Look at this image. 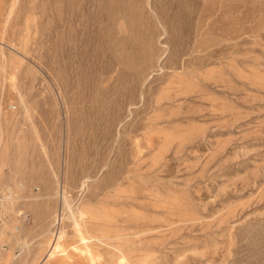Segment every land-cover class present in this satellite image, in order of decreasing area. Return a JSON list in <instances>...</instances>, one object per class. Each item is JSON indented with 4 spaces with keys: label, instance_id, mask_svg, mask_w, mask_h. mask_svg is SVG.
<instances>
[{
    "label": "rangeland",
    "instance_id": "obj_1",
    "mask_svg": "<svg viewBox=\"0 0 264 264\" xmlns=\"http://www.w3.org/2000/svg\"><path fill=\"white\" fill-rule=\"evenodd\" d=\"M0 139V264H264V0H0Z\"/></svg>",
    "mask_w": 264,
    "mask_h": 264
},
{
    "label": "bare ground",
    "instance_id": "obj_2",
    "mask_svg": "<svg viewBox=\"0 0 264 264\" xmlns=\"http://www.w3.org/2000/svg\"><path fill=\"white\" fill-rule=\"evenodd\" d=\"M130 64V63H129ZM129 66V65H128ZM6 121H9V119H8V117L6 118ZM0 141H1V139H0ZM8 198L6 197L5 198V200H7ZM1 200V199H0ZM61 217V216H60ZM79 226V225H78ZM15 230H17V231H19V229L16 227L15 228ZM54 246V245H53ZM60 248V245L57 243V244H55V247H54V251L53 252H51V255L57 250V249H59ZM94 257V256H93Z\"/></svg>",
    "mask_w": 264,
    "mask_h": 264
}]
</instances>
